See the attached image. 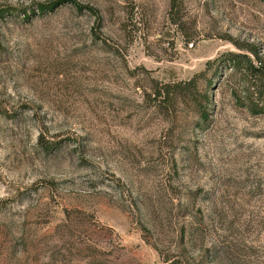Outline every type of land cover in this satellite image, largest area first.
Instances as JSON below:
<instances>
[{"label": "rangeland", "instance_id": "rangeland-1", "mask_svg": "<svg viewBox=\"0 0 264 264\" xmlns=\"http://www.w3.org/2000/svg\"><path fill=\"white\" fill-rule=\"evenodd\" d=\"M58 1L0 0V264H264V0Z\"/></svg>", "mask_w": 264, "mask_h": 264}, {"label": "trees", "instance_id": "trees-1", "mask_svg": "<svg viewBox=\"0 0 264 264\" xmlns=\"http://www.w3.org/2000/svg\"><path fill=\"white\" fill-rule=\"evenodd\" d=\"M71 4L72 6H74L78 11H82V10H90V11H93L92 8L88 7V6H84V5H79L75 0H59L57 2V4ZM35 9L38 10V12H43V11H46V10H50L54 7V4L53 3H49V4H36L35 5ZM5 12H8L7 9H0V18H3L4 17V14ZM24 12V11H23ZM24 14H26L24 12ZM241 58L243 59H247L246 56H240V55H235L234 56V59H233V63L235 64L236 62L238 63ZM247 62H248V66L246 67V71H252L251 73L253 74H258L260 72L259 69H256L255 67H253L251 64H250V61L247 59ZM258 111V110H256ZM259 113V111H258Z\"/></svg>", "mask_w": 264, "mask_h": 264}]
</instances>
